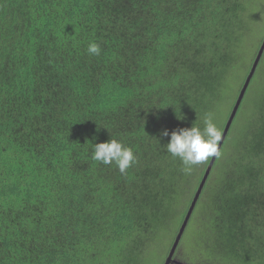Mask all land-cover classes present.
I'll list each match as a JSON object with an SVG mask.
<instances>
[{"label": "trees", "instance_id": "obj_1", "mask_svg": "<svg viewBox=\"0 0 264 264\" xmlns=\"http://www.w3.org/2000/svg\"><path fill=\"white\" fill-rule=\"evenodd\" d=\"M263 5L0 0V264H150L212 159L186 173L162 132L216 122ZM111 138L126 174L92 159ZM198 214L194 264H264V53L186 230Z\"/></svg>", "mask_w": 264, "mask_h": 264}, {"label": "clouds", "instance_id": "obj_2", "mask_svg": "<svg viewBox=\"0 0 264 264\" xmlns=\"http://www.w3.org/2000/svg\"><path fill=\"white\" fill-rule=\"evenodd\" d=\"M87 51L90 55H100L101 47L96 42H91ZM178 116V115H177ZM179 119L183 117L178 116ZM162 135L168 137L170 142L164 147L174 158H179L186 173L192 171L194 166L205 162L209 157L219 156V143L221 130L214 122L212 114H206L204 127L195 123L190 128H180L169 133L164 130ZM92 159L104 165H115L121 174L137 162V156L131 147L118 139L111 138L107 142L93 144Z\"/></svg>", "mask_w": 264, "mask_h": 264}, {"label": "rangeland", "instance_id": "obj_3", "mask_svg": "<svg viewBox=\"0 0 264 264\" xmlns=\"http://www.w3.org/2000/svg\"><path fill=\"white\" fill-rule=\"evenodd\" d=\"M261 1L264 2V0H261ZM256 22H257V24L255 25L254 32L252 33V41L250 42V46H256V44L258 45L259 42L260 43L262 42V37L264 38V5L261 8L260 15H259L258 19L256 20ZM260 39H261V41H260ZM259 47H260V44H259ZM251 48L249 49L248 54L244 57L243 65L238 72V74H239V78L237 79L238 82L243 80V83H245V81L248 77V75H244V74L246 72L248 62L251 59L252 53L254 51V50H251ZM254 58H255V56H254ZM238 84L239 83L236 84V88L233 92L232 91L229 92L227 98L222 103L221 110H220L219 115L217 117V120L215 122L220 130L222 129V127H224L223 126L224 123L226 124L228 122V120L231 116V113L233 111V108L236 104V100L234 99L236 91L239 90L237 92V94L238 93L240 94V92H241L242 86L240 85L241 87L240 86L238 87ZM239 94H238V96H239ZM257 97L258 96L256 95L253 97V99H256ZM233 100L235 103L233 102ZM254 112L255 111L252 108L251 104L247 105L246 110H245L244 115H243V118H242L240 129H242L244 126V123H246L245 120L247 118H251V116L254 114ZM208 207L209 206H204L203 209L201 210L204 215H205V213H207L206 210L208 209ZM201 217H202L201 214H198L197 219L195 220L196 224H194V227L193 228L189 227L185 231V234H184L182 241H181V245H180L179 249L177 250V252L175 254V258L171 264H194L193 259H195L196 255L200 254L201 242H203V237L199 233V229L202 227L201 226L202 223H200ZM176 222H177V220L174 223L176 224ZM175 224H173V228H174ZM178 231H177V234H178ZM177 234L174 233V235L172 237L170 235L166 234L165 237L159 243H157L158 246L154 249V251L152 253V257H150V264H165V262L168 258V255L171 251V248L173 246V243L177 237ZM191 252L194 253L195 256L192 255ZM200 261H202V258H200ZM206 264H210V263H206ZM214 264H217V263H214Z\"/></svg>", "mask_w": 264, "mask_h": 264}, {"label": "water", "instance_id": "obj_4", "mask_svg": "<svg viewBox=\"0 0 264 264\" xmlns=\"http://www.w3.org/2000/svg\"><path fill=\"white\" fill-rule=\"evenodd\" d=\"M263 53H264V41H263L262 47H261V49H260V51H259V53L257 55V58H256L255 63L253 65V68H252L250 74L248 75L243 88L241 89V92H240V94L238 96V99H237L236 104H235V106L233 108L231 116H230V118H229V120H228V122L226 124V127H225L224 132H223L222 137H221V141L219 143V152L221 151L222 146H223V144H224V142H225V140L227 138V135H228V133L230 131V128L232 127V124H233V122H234V120H235V118L237 116V113H238V111H239V109L241 107V104H242V102H243V100L245 98V95H246V93L248 91V88L250 86L252 78L255 75L256 71H257V68H258V65H259V62L261 60V57H262ZM217 158H218V156H212L211 162H210V164H209V166H208V168L206 170V173L204 174V177H203V179H202V181L200 183V186H199V188H198V190L196 192V195H195L194 200H193V202H192V204H191V206H190V208L188 210V213H187V215H186V217L184 219V222H183V224H182V226H181V228H180V230H179V232L177 234V237H176V239H175V241L173 243V246L171 248V251H170V253L168 255V258H167L165 264H171L172 261L175 258V254L177 252V249H178V247L180 245V242H181V240H182V238L184 236V233H185L186 228L188 226V223H189V221H190V219H191V217L193 215V212H194V210L196 208L198 200L200 199L201 194H202V192H203V190H204V188H205V186H206V184L208 182L209 176L211 174L212 168H213Z\"/></svg>", "mask_w": 264, "mask_h": 264}]
</instances>
